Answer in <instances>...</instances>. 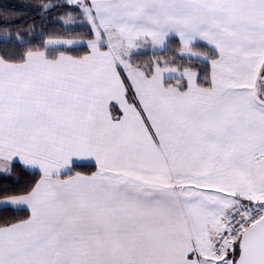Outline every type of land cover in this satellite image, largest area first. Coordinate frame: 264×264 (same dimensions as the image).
I'll return each instance as SVG.
<instances>
[{
	"label": "snow or ice",
	"instance_id": "1",
	"mask_svg": "<svg viewBox=\"0 0 264 264\" xmlns=\"http://www.w3.org/2000/svg\"><path fill=\"white\" fill-rule=\"evenodd\" d=\"M37 11L0 40V264H264V0Z\"/></svg>",
	"mask_w": 264,
	"mask_h": 264
},
{
	"label": "trees",
	"instance_id": "2",
	"mask_svg": "<svg viewBox=\"0 0 264 264\" xmlns=\"http://www.w3.org/2000/svg\"><path fill=\"white\" fill-rule=\"evenodd\" d=\"M38 3L39 0H0V24L7 22L18 26L8 29L0 28V40L10 33L19 32L30 42L39 44L46 38L44 33L58 32L60 30V25L56 22L59 18L58 13L41 14L37 11ZM0 47H6V45L0 44ZM29 178L18 170L15 176L0 177V184L13 185L17 179L26 182Z\"/></svg>",
	"mask_w": 264,
	"mask_h": 264
}]
</instances>
